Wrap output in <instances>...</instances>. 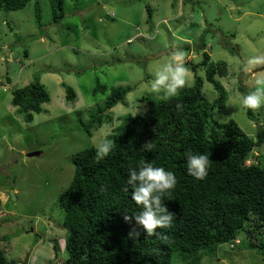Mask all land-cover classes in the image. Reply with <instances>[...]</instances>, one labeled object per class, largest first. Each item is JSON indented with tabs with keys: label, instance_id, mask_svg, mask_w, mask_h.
<instances>
[{
	"label": "rangeland",
	"instance_id": "rangeland-1",
	"mask_svg": "<svg viewBox=\"0 0 264 264\" xmlns=\"http://www.w3.org/2000/svg\"><path fill=\"white\" fill-rule=\"evenodd\" d=\"M35 1L41 26L36 24ZM182 1L64 0L58 21L49 0L0 9V238L5 237L0 247L7 258L17 264H59L67 258L63 213L56 202L71 181L73 155L97 146L120 123L118 116L142 113L147 108L143 99H159L150 89L153 73L178 50L188 69L185 85L191 86L190 66L202 60L195 43L204 31L211 60L227 63V74H216L227 91L226 101L213 109L210 119H233L254 138L264 130V107L252 110L254 118H249L238 103L243 94L239 88L251 91L255 79L264 76V59L250 62L264 58V0ZM196 74L212 102L216 91L204 68L197 67ZM35 78L50 100L27 122L11 103L12 90ZM63 83L74 89V101L66 100ZM97 84L106 91L93 94ZM117 85L131 90L109 109L112 121L87 136L79 120L86 123ZM33 151L39 153L27 155ZM248 162L264 167V143L250 152ZM247 242L240 234L205 252L200 264H264V254ZM174 264H181L178 257Z\"/></svg>",
	"mask_w": 264,
	"mask_h": 264
},
{
	"label": "trees",
	"instance_id": "trees-1",
	"mask_svg": "<svg viewBox=\"0 0 264 264\" xmlns=\"http://www.w3.org/2000/svg\"><path fill=\"white\" fill-rule=\"evenodd\" d=\"M29 1L0 0V9L17 10ZM49 4L53 20H60L64 0H49ZM146 10L150 21V9ZM34 14L37 26H41L40 6L36 1ZM205 32L195 43V48L202 51V60L190 66L194 72L191 86L185 85L177 97L168 101L145 98L147 108L142 113L118 116L120 123L106 135L115 141V147L104 159H96L94 145L73 155L71 181L58 194L56 202L62 210L66 229L67 258L59 264H174L176 257L181 264H200L205 252L235 240L240 234L248 241L247 247L264 254L261 237L264 167L248 162L250 152L264 143V130H259L254 138L233 119L223 122L210 119L213 109L224 107L226 101L227 91L216 74L225 76L227 63L211 60L205 50ZM199 66L204 68L205 79L216 91L212 102L203 94V79L196 74ZM63 85L66 100L74 101V89ZM106 89L97 84L92 92ZM239 89L243 94L249 92L243 87ZM130 90V86H111L103 104L91 111L89 120L86 123L79 120L87 136H91L92 128L112 121L109 109ZM49 100L50 94L39 78L12 90L11 103L27 122ZM178 103L182 111L176 108ZM246 113L254 118L252 110L247 109ZM189 151L209 156L210 167L204 180L187 173ZM141 162L164 167L176 175L175 188L163 200L175 220L170 228L156 230L167 239L147 236L142 226L136 225L134 217L131 221L124 219V215H135L140 210L131 200L134 190L127 185V179L130 168H136ZM133 229L139 233L138 237L130 236ZM0 264L17 262L7 258L0 247Z\"/></svg>",
	"mask_w": 264,
	"mask_h": 264
},
{
	"label": "clouds",
	"instance_id": "clouds-1",
	"mask_svg": "<svg viewBox=\"0 0 264 264\" xmlns=\"http://www.w3.org/2000/svg\"><path fill=\"white\" fill-rule=\"evenodd\" d=\"M184 54L176 51L166 62L160 64L153 73V80L150 83L151 91L160 99L168 101L177 97L180 90L187 83L188 69L183 63ZM260 57L253 58L251 63L259 62ZM238 103L245 109L257 110L264 107V76H258L254 81V88L247 94L239 97ZM176 108L182 111V105L177 104ZM150 147V143H147ZM144 145V146H145ZM115 147L113 139L104 136L100 139L96 159L102 160L107 157ZM187 173L197 180H204L208 176L210 167L209 156L202 153H186ZM177 178L174 172L164 167H156L151 163L141 162L136 168H130L127 185L134 191L131 192V200L140 206L135 215H124L125 221H131L134 217L136 225L142 226L147 236H160L167 239L157 229L170 228L175 216L163 203L164 196L174 189ZM126 191L129 188H125ZM131 237H138L139 233L133 229Z\"/></svg>",
	"mask_w": 264,
	"mask_h": 264
},
{
	"label": "water",
	"instance_id": "water-1",
	"mask_svg": "<svg viewBox=\"0 0 264 264\" xmlns=\"http://www.w3.org/2000/svg\"><path fill=\"white\" fill-rule=\"evenodd\" d=\"M38 153H39V151H33V152H29L27 155L33 156V155H37ZM12 196H13V192H12Z\"/></svg>",
	"mask_w": 264,
	"mask_h": 264
}]
</instances>
